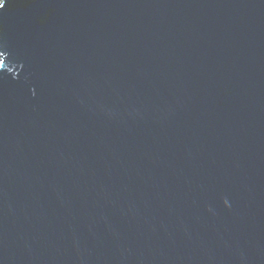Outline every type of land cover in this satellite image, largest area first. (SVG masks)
Wrapping results in <instances>:
<instances>
[{
  "label": "water",
  "instance_id": "water-1",
  "mask_svg": "<svg viewBox=\"0 0 264 264\" xmlns=\"http://www.w3.org/2000/svg\"><path fill=\"white\" fill-rule=\"evenodd\" d=\"M0 264H264V0H1Z\"/></svg>",
  "mask_w": 264,
  "mask_h": 264
},
{
  "label": "rangeland",
  "instance_id": "rangeland-1",
  "mask_svg": "<svg viewBox=\"0 0 264 264\" xmlns=\"http://www.w3.org/2000/svg\"><path fill=\"white\" fill-rule=\"evenodd\" d=\"M1 1V0H0Z\"/></svg>",
  "mask_w": 264,
  "mask_h": 264
}]
</instances>
